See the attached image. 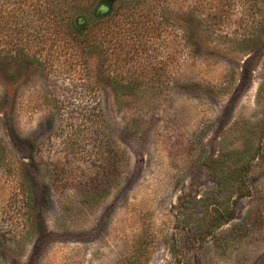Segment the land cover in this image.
Instances as JSON below:
<instances>
[{
    "label": "rangeland",
    "instance_id": "1",
    "mask_svg": "<svg viewBox=\"0 0 264 264\" xmlns=\"http://www.w3.org/2000/svg\"><path fill=\"white\" fill-rule=\"evenodd\" d=\"M110 4L89 58L60 16L1 69L0 264H264V0Z\"/></svg>",
    "mask_w": 264,
    "mask_h": 264
},
{
    "label": "trees",
    "instance_id": "2",
    "mask_svg": "<svg viewBox=\"0 0 264 264\" xmlns=\"http://www.w3.org/2000/svg\"><path fill=\"white\" fill-rule=\"evenodd\" d=\"M92 1L94 0H0V72L4 67L9 68L13 62H20L27 67H35L40 70L48 67L46 53L43 56L46 40L43 33H45L46 26L48 24L54 26V21L60 18V16L61 18H68L74 15L70 18L72 19L71 21L66 24L63 23L61 26L68 37V41L70 43L73 42V45H76L77 48L84 50L83 55L89 58L91 48L94 47L93 43H91V31L95 28L96 23L109 16L113 10L110 0H95L96 4H93L92 8V16L95 19L93 21L90 18H86L83 14L91 10ZM16 2H18V5L15 8ZM83 3L89 4V7L81 6ZM57 20L61 21L60 19ZM30 24L34 28L33 42L35 44V51H30L27 44L20 41L22 38L20 40L17 39L18 35H24L26 29L31 27ZM6 71L8 70L5 69L4 72ZM78 80L81 81V84L78 83L80 86L82 85L89 89L88 91L83 87V91L92 94L91 97H88L89 100H92V104L90 101L89 105L80 104L77 106L81 112L80 120L82 119L81 122L84 124H80V126L86 127L87 130L92 129L94 134H96L95 138H98L103 130V126L100 123L101 121H99L97 93L92 85L96 89L98 87L95 82H89L82 70L79 72ZM263 94L264 88L260 86L256 97L258 103L263 98L261 97ZM115 95L117 96V94ZM70 126L74 125L71 124ZM76 128H79V125ZM31 149L32 147H29L30 154ZM3 156L4 147L1 144L0 161ZM91 186L90 189L95 188V190L98 187L94 184ZM231 219L232 217H229V220Z\"/></svg>",
    "mask_w": 264,
    "mask_h": 264
}]
</instances>
